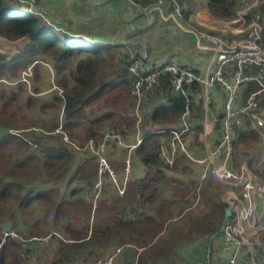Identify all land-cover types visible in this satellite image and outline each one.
<instances>
[{"label": "trees", "instance_id": "1", "mask_svg": "<svg viewBox=\"0 0 264 264\" xmlns=\"http://www.w3.org/2000/svg\"><path fill=\"white\" fill-rule=\"evenodd\" d=\"M136 1L152 5L149 0ZM244 4L242 0H206L207 9L216 18L233 17ZM38 11L36 5L0 0V38L10 43L0 45V224L7 222L29 238L45 234L46 226L54 230L58 221L65 237L50 235L56 244L55 254L44 264L94 260L127 243L141 248L137 264H176L184 256L180 250H191L196 239L197 247H213L217 241L212 238L225 221L226 206L220 196L227 187L200 179L203 166L182 152L169 164L161 148H168L170 134L151 132L177 124L185 111V97L175 93L163 77L145 93L137 127L136 103L130 95L133 77L127 70L141 57L133 50L140 46L80 39L53 27ZM182 13L186 17L188 10L184 8ZM255 15L264 17V3L252 8L248 19ZM141 34L133 31L129 35L140 40ZM160 58L145 62L154 67ZM40 69L44 78L51 71L56 88L38 80ZM27 70L30 76L26 81L22 72ZM193 88L197 90L193 86L185 90L190 93ZM189 98L193 116L201 118L200 97L190 94ZM221 114L217 108L211 112L217 117L212 147ZM108 128L124 139L135 141L138 133L142 136L134 155L144 174L129 176L124 198L112 182L104 184L87 235V223L69 220L79 215L87 220L91 212L83 185L95 178L94 160L78 153L88 152L89 143L100 140ZM200 129L196 125L189 137ZM239 131L228 165L238 169L245 162L264 182V140L247 123ZM189 137L186 143L191 150L194 142H189ZM194 153L202 157L203 148ZM118 168L121 176L122 167ZM65 179L62 189L58 183ZM74 182L77 184L72 185ZM196 198L204 204L202 208L192 207ZM27 216L33 218L31 227ZM179 219L183 223H174ZM261 240L264 246V235ZM36 243L29 242L27 248ZM22 251L18 239L8 237L0 244V264H26L29 250ZM135 254V248L123 250L124 257L134 259ZM245 260H250L249 252ZM255 261L264 264V247L257 248Z\"/></svg>", "mask_w": 264, "mask_h": 264}, {"label": "built area", "instance_id": "2", "mask_svg": "<svg viewBox=\"0 0 264 264\" xmlns=\"http://www.w3.org/2000/svg\"><path fill=\"white\" fill-rule=\"evenodd\" d=\"M21 3L30 4V0H20ZM157 11L164 16L169 7L176 12L177 17L183 21L180 5L175 0H153ZM248 1L235 11L236 17L217 18L211 31H199L192 26L180 24L181 31L193 34L195 44L209 53L207 63L203 70L197 71L181 64L176 58H164L154 67H150L144 57L135 59L129 66L128 72L133 77L130 94L136 101L135 111L140 112L142 100L147 91L159 84L164 77L170 83L175 93H181L186 99L185 111L175 126L152 130V133L170 134L168 148H161V155L169 164L172 163L176 153H184L196 165L203 166L200 178L210 179L230 187L221 197L226 208L231 210L229 218L225 219L214 241V249L226 252L224 263L241 264L243 252L248 249L253 260L255 242L249 238L256 235L264 215V185L244 162L239 169H232L228 162L233 150V143L240 135L239 128L245 123L250 129L258 132L264 139V17L251 16L248 12L252 8L263 4L264 0ZM198 24L206 26L201 20ZM208 27V26H207ZM216 31L221 34H218ZM236 36V37H230ZM197 87L185 90V87ZM199 96L203 101L202 116L198 121H190L191 106L189 96ZM220 99L219 109L222 111L219 124V134L212 147L211 136L214 134L217 117L209 114L211 98ZM193 111V110H192ZM137 120L140 116L136 115ZM141 121V120H140ZM201 129L194 135L197 144L203 145V157L189 153L186 138L196 125ZM142 136L137 139L140 142ZM113 145L126 146L112 129L104 131L103 136L89 149L95 157L96 172L93 182L84 184V198L91 204V219L97 207V202L106 182H112L117 194L124 198L129 181L131 168V150L123 164V172L118 176L111 166L110 154ZM195 152L194 150H192ZM239 190L237 194L235 190ZM91 223L88 234L91 232ZM0 237L3 244L8 237L17 238L14 230L8 225H0ZM252 238V237H251ZM131 247L124 244L116 247L113 252L103 260L93 264H115V259L123 250ZM137 254L135 261L137 264ZM88 264V263H87ZM91 264V263H89Z\"/></svg>", "mask_w": 264, "mask_h": 264}, {"label": "crops", "instance_id": "3", "mask_svg": "<svg viewBox=\"0 0 264 264\" xmlns=\"http://www.w3.org/2000/svg\"><path fill=\"white\" fill-rule=\"evenodd\" d=\"M39 1L40 15L44 17L50 25H52L53 27H58L64 32H72L75 34V36H77L78 33H86V35L89 36H84L83 39H90L94 40L95 42L124 44V41H122V35H120V33L118 36L111 34H116L119 31L118 29L123 32H125L126 30L128 32L131 31V33L133 31H139L143 32L142 37L151 45V47L156 52L169 50L163 53L162 56L164 57H161L158 61H156V64L164 58L174 57L180 63L197 71H201L207 63L209 53L199 48L195 44V38L193 34H182L178 27H174L171 25L172 22L164 21L159 16V14L156 13V11L151 7L140 5V1H133V5H135V7H133L132 4L130 5L131 8L133 7L136 12V15L133 17L130 6L123 3L122 0H100V4L95 5H92L90 3V0ZM116 3L118 4V10L114 9ZM130 3L131 2H129V4ZM149 13H151V20H153L152 23L154 22L152 27H146L144 23L146 19L149 20ZM182 16L184 21L186 18L191 19L192 21L201 20L208 25V28L214 26L216 23L215 17L210 13L207 7H202L200 9L191 11L188 10V15L185 17V14L182 13ZM107 17L108 19L106 23H104V26H107V28H104L101 34L98 35L96 30L93 29L94 24L93 26H91V23H93L94 20L98 21L99 18H103L105 20ZM143 19H145V21ZM159 21L164 22L161 25L155 27V25L158 24ZM133 26L135 28H133ZM197 26H199L200 29L202 28L201 30L206 29L204 26L198 24ZM79 37L81 36H78V38ZM139 136L140 134L138 133L135 136V141L130 140L128 141V145L118 146L114 150L111 161L117 173H119L120 170L118 167H122V160L123 154H125V149L127 150L130 146H136L138 144L137 139ZM195 145L196 144H193L192 149L198 150ZM199 145L203 148V145ZM134 149L135 147H133L131 150V157H133V161L131 163L130 178L136 176L139 177L144 174V168L140 165L139 161L135 159L136 156H134ZM73 184H75V182L72 183V185ZM59 186L63 187L61 185ZM201 248L202 247L200 246L196 251L193 250L195 256L198 254V257H200Z\"/></svg>", "mask_w": 264, "mask_h": 264}, {"label": "rangeland", "instance_id": "4", "mask_svg": "<svg viewBox=\"0 0 264 264\" xmlns=\"http://www.w3.org/2000/svg\"><path fill=\"white\" fill-rule=\"evenodd\" d=\"M105 1V0H104ZM112 1H115V0H112ZM133 1L134 0H122V2L123 3H125L126 5L128 4V6H130L131 4H132V6L133 7H135V5H133ZM149 1H151L152 2V5L150 6L153 10H155V11H157V9H156V5H155V2L153 1V0H149ZM180 6H182V7H180L181 8V10H184V8H186L187 10H189V11H191V10H197V9H200V8H202V7H206V0H175ZM17 2H18V4H21V5H27L28 7H33V6H37V7H40V1L39 0H30L29 1V3H31V5L30 4H26V3H21V1L20 0H17ZM129 2H131L130 4H129ZM90 3L92 4V5H95V4H100V0H90ZM247 3H248V1H246L245 2V5L244 6H247ZM169 5V7H168V9L165 11V13H164V16H162L158 11V13H159V16L164 20V21H166V22H172L171 23V25L172 26H174V27H178L179 28V30H180V32H182V34H190V33H186V32H183V31H181V28H180V24H183L184 26H192L194 29H196V30H199V31H211V29H209L207 26V24H205L204 22V24L206 25V26H204L206 29H203V30H201L200 29V27L199 26H197V22L196 21H192L191 19H188V18H186L185 19V21L183 20V21H181V18H179V17H177V13L176 12H174L173 10H172V7H171V5H170V3L168 4ZM133 7L131 8V6H130V8H131V12H132V17L133 16H135L136 15V12H135V10L133 9ZM146 7V6H145ZM149 7V6H148ZM114 9L115 10H118V4L116 3L115 4V7H114ZM251 10H249V12H250ZM248 12V13H249ZM37 13H40L39 11L37 12ZM150 15H149V20L148 19H146V21H145V19H143L145 22V26L147 27H152L153 26V23H152V21L153 20H151V13H149ZM236 15L237 14H234V17H236ZM107 19H108V17L104 20L103 18H99L98 19V21H95L94 20V22L93 23H91V26H93V24H94V26H93V29H95L96 30V32H97V34L99 35V34H101V32H102V30H104V28H107V26L105 27L104 26V23H106V21H107ZM215 19H217L216 17H215ZM164 21H159L158 22V24H156L155 25V27L156 26H158V25H161ZM197 24H196V23ZM170 24V23H169ZM198 25H200V24H198ZM201 26H203V25H201ZM124 27V26H123ZM212 27H214V26H212ZM133 28H135L134 26H133ZM131 29H132V27H131ZM119 31L116 33V34H111V35H119V33H120V35H122V41H124V45L125 46H127V44L129 43V44H132V45H139L140 47L139 48H134L133 50H135V51H139L140 52V55L139 56H141V57H138V58H143L144 57V59H153L154 60V57H164V56H162L163 55V53L164 52H167V51H169V50H162V51H158V52H156L152 47H151V45L148 43V42H146L145 40H144V38L142 37V34H141V37H142V39H140V40H136V39H132V36H130L129 34H131V31H125V32H123V31H121L120 29H118ZM105 32V31H104ZM212 32H216V31H212ZM143 33V32H142ZM216 33H218V34H221V33H219V32H216ZM68 34H74V33H72V32H68ZM88 34H92V33H88ZM77 36H81L82 38H84V36H89V35H86V33H83V34H79L78 33V35ZM81 37H79L80 39H82ZM230 37H236V36H232V35H230ZM9 45L10 43H6V42H4L1 38H0V45L1 46H5V45ZM11 45H13V46H15L16 45V43H11ZM182 64V63H181ZM184 65V64H183ZM186 66V65H185ZM188 67V66H187ZM43 73H44V71H43V69H40L39 70V74H40V78L38 79V80H41V82L43 81H48V83L49 84H53V88H56V86L54 85V81H53V77H51V71L50 70H48L46 73H48V74H50V75H48L49 77H42L43 76ZM29 76H30V73L28 72V70L26 71V72H22V77H24V79L27 81V80H29ZM30 84H31V82H30ZM40 94H43V93H40ZM39 94V95H40ZM131 95V94H130ZM134 98V97H133ZM201 99V98H200ZM135 103H136V101H135ZM219 105H220V99L219 100H217V103H216V101L214 100V97H212L211 98V101H210V103H209V114H211V112L214 110V108H217V109H219ZM201 106H203V101L201 100ZM221 109V108H220ZM134 113H135V115H139L140 116V120H141V113L139 112L138 114L136 113V111L134 110ZM137 118V117H136ZM193 118H195V122L196 121H198V119L199 118H196L195 116H193V111L191 110V113H190V121H192V122H194L193 121ZM140 120H137L136 119V125H137V127H139L140 126V124H141V121ZM199 125V124H198ZM113 131V130H112ZM115 134H117V136L119 137V140L124 144V145H128V141H130V137H127L126 139H124V137L121 135V134H119L118 132H116V131H113ZM189 137V136H188ZM65 139H66V137H65ZM189 139H191V141H189V142H194V144H196L195 145V147L198 149V147H200L199 146V144H197V142L195 141V138H194V136H190L189 137ZM264 140V139H263ZM95 143H97V142H90L89 143V145L90 144H95ZM264 143V142H263ZM188 145V144H187ZM119 145H113L112 146V150H111V154H110V157H109V159H110V162H111V166H113V164H112V157H113V152H114V150L116 149V147H118ZM119 148H121V147H119ZM189 148V147H188ZM88 149H89V146H88ZM128 150V149H127ZM127 150H125V154H123V160H122V172H123V164H124V162H125V159L127 158V155H128V152H127ZM192 150H194V149H191L190 150V148L188 149V151H189V153H193V154H195ZM194 151H196V150H194ZM80 156H81V158H86V157H88V158H91L92 160H94V170H95V172H96V161H95V157H93V155H92V153H91V151H90V149L88 150V152H86V153H83V152H81V153H78ZM198 154V153H197ZM204 155V154H203ZM203 155H202V157H203ZM132 156H133V154H132ZM135 156V155H134ZM135 159L138 161V158H136L135 157ZM130 161H131V163H132V161H133V157H130ZM244 163V162H243ZM241 166V164L239 165V167ZM113 168H114V166H113ZM237 167H234V168H232V169H236ZM115 169V168H114ZM132 169H133V166H132ZM239 169V168H238ZM130 170H131V168H130ZM251 170V169H250ZM253 172V171H252ZM254 173V172H253ZM118 174V173H117ZM255 175H256V173H254ZM130 176V175H129ZM257 176V175H256ZM200 179H202V178H200ZM257 179H258V181L260 182V183H262L263 185H264V182L257 176ZM203 180H204V178H203ZM208 180H210V179H208ZM210 181H212V180H210ZM93 182V181H92ZM212 182H214V183H219V182H216V181H212ZM59 185H61V186H63V187H65V185H66V179L65 180H63V181H60L59 183H58ZM75 184H77V183H75ZM85 184V183H84ZM86 184H88L87 182H86ZM220 184H222V183H220ZM223 185H225V184H223ZM227 188H226V190L221 194V196L226 192V191H230L231 189H230V187L228 186V185H225ZM62 187V188H63ZM83 191H84V188H83ZM238 189L237 190H235L234 191V193L235 194H237L238 193ZM220 196V197H221ZM86 200V199H85ZM198 200L199 199H197L196 198V201L194 202V205L192 206L193 208H197V207H199V208H202L203 207V203H200V202H198ZM222 200V199H221ZM87 201V200H86ZM88 202V201H87ZM89 203V202H88ZM91 205V204H90ZM97 205H98V202H97ZM97 208V207H96ZM95 212V211H94ZM193 212V211H192ZM191 212V213H192ZM189 213V212H188ZM91 212H90V216H89V218H87V220H85V215H79L78 216V218L76 219H73V218H70L69 220H73L75 223H81V222H85V223H87V225H88V230H89V226H90V223L93 225V221H94V214L95 213H93V218L91 219ZM26 219H27V224H28V227H31V225L33 224V218H32V216H27L26 217ZM50 219H53V214H51L50 215ZM184 219V218H183ZM183 219H179V220H177V221H174V223H181L182 221H183ZM185 220V219H184ZM262 221L263 222H261L260 223V225H259V229H258V231H257V233H256V235H253V236H251L250 238H249V242H251V243H253V242H255L256 244H255V247H254V250H253V253H254V256H253V260L251 259V253H249V256H250V260L249 261H246L245 260V255L247 254V252L249 251L248 249H245L244 250V252H243V255H242V262H241V264H256V261H255V256H256V254H257V248L258 247H264V246H262L263 244H262V240H261V237L264 235V215L262 216ZM183 223V222H182ZM4 224H6V225H8V223L6 222V223H2V224H0L1 226L2 225H4ZM57 227L54 229V230H52L51 229V225L50 226H46L45 227V230H44V232H45V234H42V235H37V234H35V235H33V236H31V237H29V238H25V237H22L21 235H19L17 232H16V229H14L13 227H11L10 225H8L10 228H12L13 230H14V233L18 236L17 238H15V239H18V241H19V244H20V246H21V248H22V250L24 251V252H26V251H28L29 250V254L27 255L28 256V259H27V261H26V264H44L45 262H47V261H49V260H51L52 258H53V256H54V254H55V247H56V244H55V242L52 240V239H49V237H50V235H52L53 233L56 235V236H58V237H60V238H62V239H64V237H65V235L64 234H62V232L60 231V224H59V222L57 221ZM92 225H91V228H92ZM29 242H37L35 245H32V246H30L29 248L31 249H28L27 247H28V243ZM197 242H198V239H196V240H194L191 244H190V246H191V250L189 249V250H180V255H182V254H184V256L183 257H181L179 260H177V262H176V264H193V261L194 260H196V261H194V264L196 263V264H226V263H224V259H225V256L227 257V254H226V252H222L221 251V249H219V248H217L216 250L214 249V247H211L210 248V246L208 247H205V246H202V248L200 249V257H198V254L195 256V254H194V252H193V250L194 251H196L198 248H199V246L197 247ZM208 242V241H207ZM218 242H220L219 240L217 241V245L219 244ZM127 244H129V243H127ZM126 244V245H127ZM131 247H128L127 249H130V248H135L136 249V254L138 255L140 252H141V248H138V247H135L134 245H132V244H129ZM25 246V247H24ZM119 246H121V245H119ZM118 247V246H117ZM116 248V247H115ZM114 248V249H115ZM22 251V252H23ZM208 251H209V253H208ZM27 253V252H26ZM111 253L109 252L107 255H105V256H103V257H97V258H95L94 260H89V261H85V262H75V263H73V264H89V263H91V264H93V263H95V262H97V261H101V260H103V259H105L107 256H109ZM225 255V256H224ZM134 261H135V259H131V258H128L127 256H125L124 257V255H123V252H121V254H119L118 256H117V258L115 259V264H133L134 263Z\"/></svg>", "mask_w": 264, "mask_h": 264}, {"label": "water", "instance_id": "5", "mask_svg": "<svg viewBox=\"0 0 264 264\" xmlns=\"http://www.w3.org/2000/svg\"><path fill=\"white\" fill-rule=\"evenodd\" d=\"M150 15V14H149ZM231 215V210L226 208L225 209V219H227Z\"/></svg>", "mask_w": 264, "mask_h": 264}, {"label": "bare ground", "instance_id": "6", "mask_svg": "<svg viewBox=\"0 0 264 264\" xmlns=\"http://www.w3.org/2000/svg\"><path fill=\"white\" fill-rule=\"evenodd\" d=\"M105 45V44H104ZM101 46V45H100ZM85 48V47H84ZM105 48V47H104Z\"/></svg>", "mask_w": 264, "mask_h": 264}]
</instances>
